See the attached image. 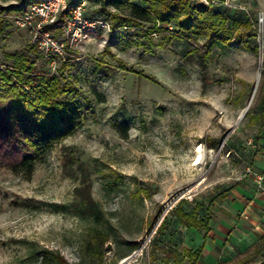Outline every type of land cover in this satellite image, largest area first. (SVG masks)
<instances>
[{"label": "rangeland", "instance_id": "rangeland-1", "mask_svg": "<svg viewBox=\"0 0 264 264\" xmlns=\"http://www.w3.org/2000/svg\"><path fill=\"white\" fill-rule=\"evenodd\" d=\"M21 1L0 0V13ZM86 1V18L110 26L100 1ZM190 1L219 10L224 23L217 33L229 41L207 51L205 36H188L175 21H140L115 32L96 26L77 43L55 33L64 46L73 44L63 60L52 58V69L25 30L2 21L0 69L23 56L35 74L66 86L58 99L80 102L88 114L30 177L0 166V264H35L44 249L68 264L190 263L185 247H196L204 230L180 226L174 209L205 220L216 195L247 173L244 151L262 118L257 41L264 36V0ZM107 11L126 18L132 9ZM248 31L251 38L233 40ZM199 148L202 161L195 164ZM83 185L104 213L102 258L88 250L90 223L68 207Z\"/></svg>", "mask_w": 264, "mask_h": 264}, {"label": "trees", "instance_id": "trees-1", "mask_svg": "<svg viewBox=\"0 0 264 264\" xmlns=\"http://www.w3.org/2000/svg\"><path fill=\"white\" fill-rule=\"evenodd\" d=\"M35 0H22L16 6L3 8L5 12H20ZM102 10L111 16L110 30L120 25L139 23L140 21L159 22L161 24L175 21L186 35L205 36L206 49L224 41L218 26L224 23L219 10L190 0H148V7H142L133 0H99ZM127 5L132 12L126 18H120L107 11ZM0 19V32L1 23ZM118 23V24H117ZM252 37L251 32H239L233 38L241 41ZM14 57V56H13ZM32 64L25 58H17L11 67L0 69V166L13 174L30 177L37 164L57 144L72 136L84 124L88 111L80 102L60 100L58 96L66 94V86H60L57 77L44 78L34 72ZM214 145H212L213 147ZM75 199L68 207L78 219L90 223L88 250L99 258L104 255V246L108 242V233L99 228L103 224L104 213L92 195L89 185L75 188ZM225 197V192L218 194L214 200ZM211 206V204H209ZM209 208L205 220L198 219L194 212L184 211L180 205L174 209L180 226L186 229H203L209 232L211 220ZM162 231V228L159 229ZM135 247L132 248L134 250ZM264 250V238L259 239L249 256L236 264H253ZM200 251V249H199ZM189 264L199 260L198 253L186 252ZM35 264H68L58 252L48 249L39 251ZM175 263H180L175 259Z\"/></svg>", "mask_w": 264, "mask_h": 264}, {"label": "crops", "instance_id": "crops-1", "mask_svg": "<svg viewBox=\"0 0 264 264\" xmlns=\"http://www.w3.org/2000/svg\"><path fill=\"white\" fill-rule=\"evenodd\" d=\"M261 115L254 143L249 141L244 151L245 171L252 168L264 172V97ZM222 192L225 197L211 204L209 232L198 236L196 247H185L186 252L199 254L195 264H236L264 238V196L251 175L246 173L245 180H238ZM253 264H264V250Z\"/></svg>", "mask_w": 264, "mask_h": 264}, {"label": "built area", "instance_id": "built-area-1", "mask_svg": "<svg viewBox=\"0 0 264 264\" xmlns=\"http://www.w3.org/2000/svg\"><path fill=\"white\" fill-rule=\"evenodd\" d=\"M86 0H35L20 12H1L0 19L11 22L17 28L25 30L31 45L44 54V59L50 61L55 69L53 57L63 60L69 52L71 44L82 42L88 36L86 28L94 29L96 26L109 29L104 20L86 18ZM261 23L263 19H260ZM55 33L71 37L73 43L64 46L57 39ZM258 51L261 59L264 57V36L258 37ZM255 186L264 196V172L247 169Z\"/></svg>", "mask_w": 264, "mask_h": 264}, {"label": "bare ground", "instance_id": "bare-ground-1", "mask_svg": "<svg viewBox=\"0 0 264 264\" xmlns=\"http://www.w3.org/2000/svg\"><path fill=\"white\" fill-rule=\"evenodd\" d=\"M195 159H196L195 164H200L201 163V161H202V153H201V149L200 148L197 150V154H196Z\"/></svg>", "mask_w": 264, "mask_h": 264}, {"label": "water", "instance_id": "water-1", "mask_svg": "<svg viewBox=\"0 0 264 264\" xmlns=\"http://www.w3.org/2000/svg\"><path fill=\"white\" fill-rule=\"evenodd\" d=\"M248 107L245 109V111L241 114L240 118L239 119H242L247 111Z\"/></svg>", "mask_w": 264, "mask_h": 264}]
</instances>
